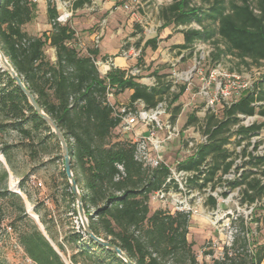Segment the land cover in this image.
I'll use <instances>...</instances> for the list:
<instances>
[{"label":"trees","instance_id":"trees-1","mask_svg":"<svg viewBox=\"0 0 264 264\" xmlns=\"http://www.w3.org/2000/svg\"><path fill=\"white\" fill-rule=\"evenodd\" d=\"M46 1V15L50 29L38 36L29 35L23 26L34 17L36 2L33 0H0V49L22 79L26 87L36 97L42 109L54 120L66 138L71 156V168L74 177L81 184L83 207L92 232L123 250L135 264H200L187 240L189 216L182 212L170 213L155 210L149 214V196L164 183L169 171L165 167L149 169L134 158V143L130 140L116 141L107 144L106 139L113 129L119 127L120 119L114 115L113 107L106 100L108 86L114 93L131 90L129 104L140 99L147 107L154 106L167 88L148 87L134 76H126L124 70L111 68L101 76L93 62L98 49L81 55L70 44L75 31L68 24L56 21L58 11L52 0ZM82 5L88 0H75ZM165 25L171 23L188 25L195 22L200 28L181 30L183 42L175 47L186 49L193 42H207L219 36L226 50L217 47L213 42L218 59L222 54L233 53L241 62L259 64L264 61V0H212L208 8L190 7L189 0H178L166 8ZM205 21H209L206 25ZM211 24L213 27H211ZM55 50V61L45 56L44 47ZM155 48V38L147 39L144 47ZM1 71V67H0ZM7 76L9 90L0 91V113L29 123V128H20L25 135L30 130L46 129L54 137L46 122L34 111L27 97L15 84L10 74ZM184 90L181 86L180 91ZM179 96L175 94L173 100ZM179 106L173 109L172 118L178 114ZM29 115L22 120L24 113ZM264 117V82L259 80L252 87L243 89L241 95L222 108V117L217 119L209 113L205 117V132L208 142L200 146L197 156L189 158L180 167L196 172L188 180L202 187L218 173L219 181L233 165L231 152L226 148L230 136L224 133L233 124H238L235 135L236 143L248 140L262 127V123L253 122L249 126L239 124V116ZM196 120L194 113L188 123ZM243 154L245 149L242 150ZM7 159L6 151H2ZM230 158V159H229ZM205 163L206 168H201ZM248 165L255 171L241 172L234 181L228 182L232 188L241 187L242 201L248 204L264 197V156H253L249 153ZM260 167H263L261 170ZM65 175V172L63 171ZM201 175H204L201 178ZM66 176V175H65ZM7 177V171L0 168V179ZM201 183H198L199 179ZM68 195L75 202L69 183ZM16 196L6 187L0 189V198ZM212 206L216 199L208 196ZM25 218L23 206L20 208ZM24 213V214H23ZM49 237L54 241L46 221H41ZM68 235L73 243L83 242L79 247L74 262L81 264H126L115 252L96 243L82 229ZM18 240L25 254L35 264H64L51 242L43 236L36 224L18 232ZM237 238L230 247L224 249L220 259L214 258L210 264H260L264 248L258 247L255 252L245 255L236 249ZM60 249L62 246L56 242ZM246 245L245 239L242 247ZM92 247L100 249L104 256L95 255ZM79 257L80 260H77ZM204 264V263H203Z\"/></svg>","mask_w":264,"mask_h":264},{"label":"rangeland","instance_id":"rangeland-1","mask_svg":"<svg viewBox=\"0 0 264 264\" xmlns=\"http://www.w3.org/2000/svg\"><path fill=\"white\" fill-rule=\"evenodd\" d=\"M33 1L36 2L34 17L23 26V29L29 35L38 36L43 31L49 30L51 26L46 15V1ZM52 1L55 3L59 14V4L62 0ZM65 1L70 2V0ZM125 1L101 0V2H107V5L103 11L98 12V9L94 11L87 9L86 3L78 5L75 0H72V4H68L72 16L65 23L75 31V37L70 44L81 55H88L89 50L97 48L91 36L98 31L100 20L107 16V24L98 44L99 58L113 51H117L115 53L117 54L120 46L127 38L128 42L141 48L137 62L131 59L127 61V64L129 66L137 64L142 69V73L135 79L139 83L143 85L156 83L154 86H159L162 89L167 88L161 97L164 96L169 99L171 114L176 106L180 107L175 116L176 119H174L182 132L178 138L165 144L163 154L167 161L174 165L177 161L185 162L188 155L182 149L184 139L190 136L188 134L196 137L199 133H204L205 121L203 122V120L211 109L206 108L202 98L195 97V101L191 102L190 95L197 90L199 82L197 78L192 80L188 86V91L185 89L180 91L181 86H183L181 82L172 89L173 72L190 68L194 63V58L199 59L201 55L203 56L201 68L205 75L213 69L214 64L218 63L221 73L236 74L240 76V83H246L252 87L259 80L264 82V61L259 64H250V60L246 59V62L249 63L246 64L241 62L238 56L233 53H225L218 59L214 58L213 54L217 50L213 42L217 43L218 48L226 50L225 45L216 35L213 40L196 41L184 49L180 64L178 63L173 70L169 60L178 56L175 46L178 44L177 42H183L181 30L198 29L200 26L195 22L188 25L175 23L165 25L166 14L169 16L166 8L178 0H137L131 12L119 9ZM228 1L230 0H225L226 3ZM211 2L212 0H189V6L206 9ZM251 4L255 6L256 0H251ZM110 10L112 14L108 15ZM205 24L208 25L209 21H205ZM211 27H213L212 24ZM151 38H155V48L144 47L145 40ZM44 52L48 60L55 61L53 47L45 46ZM95 57L97 58V56ZM0 67L1 71L6 70L1 64ZM100 75L102 74L100 73ZM141 76H146L148 80L142 81ZM9 89L7 76L2 75L0 77V91ZM130 91L126 89L123 92L113 94L109 103L114 110L129 103ZM242 91L240 88H230L229 95L217 97L213 103V110L217 119L222 117L223 106L236 100ZM178 93V98L173 100L174 95ZM184 103L187 106H184ZM191 113H195L196 120L188 123ZM28 115L29 113L25 111L22 120ZM239 118V124L244 126H249L253 122L263 125L256 135L250 136L240 145L236 143L237 137L235 135L238 124H233L226 130L224 135L230 136L226 148L231 152L230 158L234 161L228 173L222 176V180L219 181V174L217 173L205 186L200 187L195 183L185 186L182 181V188L178 185L180 189H171L172 199H187L190 206L197 210L196 213L189 214L187 240L192 243V249L200 264H210L214 258L220 259L224 249L231 246L234 238L238 239L236 249L242 254L247 255L255 252V249L260 246L264 248V197L256 200L253 204H248L242 201L241 187L232 188L228 183L234 181L243 171L256 170V168L248 165L249 153L253 156H264V117L239 115ZM200 121L203 124H199ZM17 122L19 119L16 120L11 116L6 117L4 113H0V168L7 171V177L0 179V189L6 187L16 195L0 198V264H35L28 258L19 243L18 232L36 224L37 228L46 237H49L44 224L41 222L42 220L46 221L51 234L55 237L56 241L49 240L64 264H81L80 261L74 262L73 256L77 255L79 246L83 242L73 243L69 241L68 235L73 231H78L82 232L85 240H87V236L81 231L76 203H73L68 195L69 190L66 187L68 180L63 174L64 163L59 142L55 135L52 137L43 127L30 130V135H25L20 131V128H29V123L22 121L24 123L19 126ZM139 132L144 133L145 131L142 129ZM131 136V134H123L121 128L117 127L112 130L106 139V143L110 145L116 141H126ZM243 149H245L244 154ZM2 151H6L7 159ZM201 168L205 170V163L202 164ZM262 168L260 167L259 170ZM203 176L201 175V178ZM201 178L198 183L202 182ZM260 178L264 184V177L260 176ZM79 188L81 189V184ZM208 196L216 198L215 206L211 205ZM174 204L175 201L170 198L160 201L150 195L148 200L149 214L158 209L170 213L176 212L174 211ZM21 206H23L25 218L18 221L16 218L22 216L20 213ZM244 239L246 245L242 247ZM56 242L61 244L62 249ZM92 250H94L95 255L104 256L100 249L92 247ZM76 259L80 260L79 257Z\"/></svg>","mask_w":264,"mask_h":264},{"label":"built area","instance_id":"built-area-1","mask_svg":"<svg viewBox=\"0 0 264 264\" xmlns=\"http://www.w3.org/2000/svg\"><path fill=\"white\" fill-rule=\"evenodd\" d=\"M100 2L101 0H88L85 6L87 9L94 11L100 9ZM136 2L137 0H126L119 7V9L125 12H131L133 5L136 4ZM70 3L72 4V0H70V2L62 0V2L59 4L60 12L56 18L57 22L65 24L72 16L71 10L68 9ZM109 14H112L111 10L108 12V15ZM106 24L107 16L103 17L98 23L99 28L93 38V42L96 44V47L98 46L100 38L104 33ZM127 39L122 43L118 53L114 56H109L106 58L92 57L95 66L102 74L101 76H105L111 68H117L114 62L115 57L121 58L124 61L133 59L137 62L140 57L141 48L137 47L133 43L128 42ZM183 50L184 49L182 48H177L178 56L172 57L169 60L170 64L173 66V70L177 67L178 63L180 64L181 59L183 58ZM202 59L203 56L201 55L199 59L195 57L194 63L190 68L181 71L179 70L178 72L174 71V79L171 81L172 89L179 82H181L184 86V89L188 91V86L191 84L192 80L197 78L199 82L197 90L190 95V99L192 100L191 102L195 101V97L202 98L205 101L206 108H210V112L214 114L213 103L215 100H217L218 96L223 97L229 95L230 88H240L243 90L249 86L246 83H240V76H237L236 74L221 73L220 64L218 63L214 64L213 69H211L210 72L205 75L201 68ZM123 70L125 72V76L137 77L140 73H142V69L140 66H137V64L128 66ZM140 79L142 81L148 80L146 76H141ZM155 84L156 83L144 85L152 87ZM113 94V89L108 86L106 93V100L108 103L109 100L113 98ZM168 100L169 99L163 96L162 99H160L154 106L147 107L142 100L137 99L130 104L128 103L126 106H122L114 110V115L120 119L119 128H121L122 133L132 135L129 140L135 145L134 158L144 167L149 169L163 166L169 171V174L162 186L152 193L153 198L159 199L160 201L170 198L171 200L175 201L174 211L182 212L189 216V214L196 213L197 210L190 206L187 199H172L173 196L171 194V189H177L179 186L182 188V181L184 182L185 186L189 185L190 182L188 179L192 177L193 174H196V172L181 168L180 165L183 162L180 163L177 161L174 165L168 162L164 157L163 149L165 144H168L170 141L178 138L182 132L179 124L175 120L176 118H172V114L169 111ZM184 106H187V104ZM204 121L205 117L203 122ZM203 122L200 121L199 124H203ZM136 126L139 127L136 128ZM142 129L145 131L144 133L139 132V130ZM188 135L190 136L184 139L185 142L182 145V149H184V152L187 153L186 155H188L187 160L191 157L195 158L197 156L200 146L208 142L209 136L205 131L202 134L199 133V135L196 137H194L195 135L192 134Z\"/></svg>","mask_w":264,"mask_h":264},{"label":"water","instance_id":"water-1","mask_svg":"<svg viewBox=\"0 0 264 264\" xmlns=\"http://www.w3.org/2000/svg\"><path fill=\"white\" fill-rule=\"evenodd\" d=\"M0 64L6 69V71L10 74L11 78L15 81V84L22 90V92L27 97V100L29 104L32 106L34 111L46 122V124L51 129V132L55 135L57 138L59 145L62 150V156H63V163H64V172L67 177L71 192L73 193V196L75 198L76 203V211L77 215L79 217V221L81 223V226L83 230L89 235L90 238H92L96 243L99 245L104 246L107 249L112 250L115 252V254L120 257L126 264H135L130 258L126 255V253L118 248L116 245L111 244L107 240H104L98 236H96L88 222V218L86 216L83 202H82V192L81 189L78 186V183L74 177L72 168H71V156L69 153V146L66 141L65 136L61 132V130L58 128L57 124L54 122V120L42 109L40 104L36 101V97L34 94L31 93V91L26 87L22 79L19 77L17 72L14 70L12 65L10 64L9 60L6 58L2 50L0 49ZM43 236L49 241V239L46 237V235L42 232ZM50 243V241H49ZM51 246L54 248L52 243H50ZM55 249V248H54Z\"/></svg>","mask_w":264,"mask_h":264},{"label":"crops","instance_id":"crops-1","mask_svg":"<svg viewBox=\"0 0 264 264\" xmlns=\"http://www.w3.org/2000/svg\"><path fill=\"white\" fill-rule=\"evenodd\" d=\"M106 5H107V2H106V3H105V2H103V3L100 2V9H98V12L103 11V10L105 9ZM98 12H97V13H98ZM94 36H95V33H94L93 36H91L92 39L94 38ZM177 43H178V44H181L182 42H177ZM97 49H98V46H97ZM98 52H100V51L98 50ZM116 52H117V51H113V52L107 53V54H105L104 56H102V58H106V57H109V56H114ZM98 54H99V53H98ZM97 58H99V55H97ZM114 62H115V65L117 66V68L122 69V70H123L124 68H126V67L129 66V65L127 64V61H124L123 59L118 58V57H115V58H114ZM129 93L131 94V91H130ZM261 264H264V257H263V259H262Z\"/></svg>","mask_w":264,"mask_h":264}]
</instances>
